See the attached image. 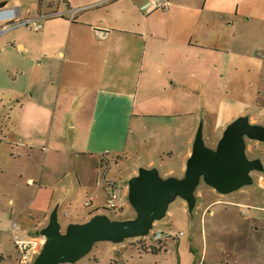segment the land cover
I'll use <instances>...</instances> for the list:
<instances>
[{
    "label": "crops",
    "instance_id": "1",
    "mask_svg": "<svg viewBox=\"0 0 264 264\" xmlns=\"http://www.w3.org/2000/svg\"><path fill=\"white\" fill-rule=\"evenodd\" d=\"M19 1L10 8L18 9ZM25 1L36 3L31 21L42 28L31 47L17 36L2 42L1 53L7 51L24 82L6 91L21 109L29 103L37 114L52 112L57 132L66 119L70 135L56 133L55 143L86 146L75 154L83 163L75 164L73 174L78 192L93 186L104 193V205L93 212L105 208L110 193V184L99 183L100 153L145 158L147 167L155 157L174 158L182 172L199 120L207 127L210 117L220 121L226 112L221 100L219 115L210 113L202 92L213 77L208 62L216 24L225 26L231 18L228 0H167L163 10H152L150 0ZM244 106L236 105L219 126L252 113ZM25 182L34 185L32 176ZM42 191L47 190L38 188L36 197ZM60 198L70 197L64 191Z\"/></svg>",
    "mask_w": 264,
    "mask_h": 264
},
{
    "label": "rangeland",
    "instance_id": "2",
    "mask_svg": "<svg viewBox=\"0 0 264 264\" xmlns=\"http://www.w3.org/2000/svg\"><path fill=\"white\" fill-rule=\"evenodd\" d=\"M15 1L10 0L3 9L10 8ZM228 3L231 18L225 26L216 24L208 62L213 77L202 92L206 97L203 105L210 113L219 115L221 100L226 108L220 121L210 117L204 129L203 137L210 146L215 145L224 130L219 123L236 105H248L256 117L253 121L264 124V0H228ZM17 7L20 13L14 21L17 25L0 36V49L5 39L13 36L28 47L37 42L38 31L31 21L36 15V3L22 0ZM26 21L27 25H18ZM1 52L0 264H19L21 256L16 244L30 241L34 225L45 222L44 215L47 218L59 206L58 220L64 231L71 222L86 221L90 212L104 205L105 198L100 187L95 191L92 186L93 190L87 193L77 191L73 171L75 164L83 162L77 161L79 157L75 154L84 153L86 146L53 141L56 133L70 135L66 119L57 132L55 123L52 125V112L37 114L29 103L20 108L22 103L18 105L6 88L19 89L24 82L17 72L18 65L7 51ZM247 142L248 155L259 156L264 163V143ZM96 158L104 159L103 166L98 168L100 185L115 183L123 188L120 211H105L106 208L99 211L113 219L133 218L135 213L125 202L124 186L128 177L148 161L120 160L113 154L102 153ZM152 161L161 177L169 170L175 172V177L181 173L176 170L178 159L155 157ZM27 176L33 177L34 185L25 182ZM261 176L260 184L255 182L252 187L226 196L210 193L211 189L201 183L197 189L199 201L192 214L181 199H176L169 205L166 217L155 222L163 234L159 249L146 248L143 252L133 241L120 245L100 242L75 264H264V174ZM40 187L47 191L36 197ZM64 191L70 197L67 200L60 199ZM96 193L98 199L93 201ZM86 202L90 203L88 207Z\"/></svg>",
    "mask_w": 264,
    "mask_h": 264
},
{
    "label": "water",
    "instance_id": "3",
    "mask_svg": "<svg viewBox=\"0 0 264 264\" xmlns=\"http://www.w3.org/2000/svg\"><path fill=\"white\" fill-rule=\"evenodd\" d=\"M4 5L0 3V9ZM251 115L247 112L227 123L214 146L208 145L203 137L206 122L201 118L178 177L174 176L176 174L161 177L155 165H144L131 174L124 186L125 202L135 213L131 219H113L97 210L83 223L71 222L62 231L59 206H56L45 222L34 228L30 240L37 242V249L30 264H75L87 256L96 243L120 245L148 238L158 230L155 222L166 217L169 205L176 199L184 202L189 214L194 212L201 183L220 196L259 183L264 163L259 156L248 155L247 140L264 143V124L253 121Z\"/></svg>",
    "mask_w": 264,
    "mask_h": 264
},
{
    "label": "built area",
    "instance_id": "4",
    "mask_svg": "<svg viewBox=\"0 0 264 264\" xmlns=\"http://www.w3.org/2000/svg\"><path fill=\"white\" fill-rule=\"evenodd\" d=\"M150 6L152 10H163L165 9L169 2L167 0H150ZM20 17L19 9L17 8H8V9H0V33H4L7 30L14 28L17 24H14ZM27 25L28 21L21 23L18 25ZM42 28L40 23H33V29L38 31ZM123 194V188L116 185L115 183L110 184V193L108 200L106 202L105 208L108 211L118 212L121 210V198ZM90 203H85V206L88 207ZM163 234L160 229L155 230L151 233L148 238L145 239H136L133 241L135 246L143 247V248H156L159 249V243L162 242ZM18 251L20 253L19 264H27L31 255L36 252L37 242L35 240H30L28 243H17L16 244Z\"/></svg>",
    "mask_w": 264,
    "mask_h": 264
},
{
    "label": "trees",
    "instance_id": "5",
    "mask_svg": "<svg viewBox=\"0 0 264 264\" xmlns=\"http://www.w3.org/2000/svg\"><path fill=\"white\" fill-rule=\"evenodd\" d=\"M145 249H146V248L140 247V250L143 251V252H146ZM151 252H153V254H155V250H152Z\"/></svg>",
    "mask_w": 264,
    "mask_h": 264
},
{
    "label": "flooded vegetation",
    "instance_id": "6",
    "mask_svg": "<svg viewBox=\"0 0 264 264\" xmlns=\"http://www.w3.org/2000/svg\"><path fill=\"white\" fill-rule=\"evenodd\" d=\"M135 245V244H134Z\"/></svg>",
    "mask_w": 264,
    "mask_h": 264
}]
</instances>
